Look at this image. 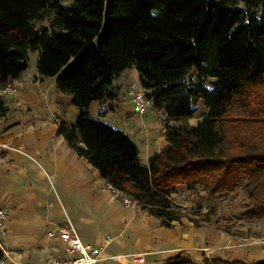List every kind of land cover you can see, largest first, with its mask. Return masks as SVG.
<instances>
[{"label": "trees", "instance_id": "16d2710c", "mask_svg": "<svg viewBox=\"0 0 264 264\" xmlns=\"http://www.w3.org/2000/svg\"><path fill=\"white\" fill-rule=\"evenodd\" d=\"M45 14L48 26H36ZM28 51L38 52L39 78L53 77L77 108L56 133L162 225L217 222L174 202L180 184L209 197L244 189L243 217L264 218V0H0V85L27 68ZM131 67L165 112L167 144L147 164L126 132L101 119L117 101L113 76ZM92 102L107 106L93 116ZM199 102L207 110L191 125ZM163 264L195 263L176 255ZM201 264L264 259L203 256Z\"/></svg>", "mask_w": 264, "mask_h": 264}, {"label": "crops", "instance_id": "0c3cea01", "mask_svg": "<svg viewBox=\"0 0 264 264\" xmlns=\"http://www.w3.org/2000/svg\"><path fill=\"white\" fill-rule=\"evenodd\" d=\"M127 71L138 81L134 67L114 75L117 101L101 118L126 132L138 147L141 163L147 164L167 144L165 112L150 102L153 121L133 112ZM11 81L14 92L0 96V143L5 144L0 146V208L5 211L0 249L3 256L10 253L4 264H35L49 257L66 260L63 241L50 232L67 220L83 244L104 247V258L96 264H133L127 258L136 253L145 255L146 264H163L176 255L195 264H201L203 256L243 262L264 259V253L254 257L258 253L253 240L215 227H197L185 218L166 227L146 211L124 205L98 169L56 133L57 120L72 123L77 117L71 96L57 89L53 77L40 79L36 65ZM92 105L96 102L89 111L97 116L107 103L98 102L95 114ZM180 187L185 186L177 185L176 190ZM107 236L111 239L105 244Z\"/></svg>", "mask_w": 264, "mask_h": 264}, {"label": "rangeland", "instance_id": "374dc122", "mask_svg": "<svg viewBox=\"0 0 264 264\" xmlns=\"http://www.w3.org/2000/svg\"><path fill=\"white\" fill-rule=\"evenodd\" d=\"M70 1L71 0H60L62 5H68ZM238 5L242 6L241 3ZM48 23L49 16L48 14H45V18L42 21L37 22L36 26H48ZM37 57V51H28V71L32 70L36 65ZM126 75L128 76V85H130L129 88L131 87L132 83H135L136 86L141 87L139 81H136V78L133 76V73L127 71ZM95 106L98 107V102H96V105H92L91 107V110L94 114L97 111V107ZM151 109L152 108L147 105L145 112L143 115H141V117L145 118L146 122L154 120V118L151 116V113L148 112V110ZM205 110L206 108L200 102L197 103V111L194 113L191 119L189 118V121L187 120V122L189 124L197 122L200 119L201 112ZM155 117L158 119L157 114H155ZM170 197L174 200V202L186 209L189 216L199 219L196 212H209V215L215 218L217 221L216 223H212L210 225L206 222H201L202 226L215 227L217 229L225 230L231 235L243 237L246 238V240H253L254 244L257 246L258 253V255H254L255 258L259 256V254L264 253V218L248 220L243 217V211L245 210V207L248 203L246 190L240 189L236 193L209 197L203 191H190L186 189V187H180L175 192H172Z\"/></svg>", "mask_w": 264, "mask_h": 264}, {"label": "built area", "instance_id": "2783aa9c", "mask_svg": "<svg viewBox=\"0 0 264 264\" xmlns=\"http://www.w3.org/2000/svg\"><path fill=\"white\" fill-rule=\"evenodd\" d=\"M15 90L13 82H8L0 85V96L4 94L13 93ZM129 95L132 102V110L138 115H142L148 105V100L144 96V91L141 87L136 86L135 83L131 84L129 88ZM0 146L5 144L0 143ZM113 192L120 198L121 202L131 209L139 210V205L135 200L130 199L128 196L122 194L120 191L112 187ZM5 216V211L0 208V224ZM51 234H57L64 243V249L68 258L66 260H57L49 257L46 261L38 262L35 264H96L103 257V246L89 247L82 243L79 239L76 228L70 220H67L63 226H58L56 230H52ZM110 237H106L105 244L110 241ZM4 256L10 257V253L6 251ZM4 256L0 259V264H4ZM127 262L133 264H146L145 255L143 253L132 254L127 258Z\"/></svg>", "mask_w": 264, "mask_h": 264}]
</instances>
